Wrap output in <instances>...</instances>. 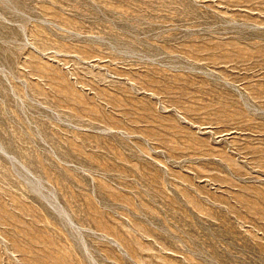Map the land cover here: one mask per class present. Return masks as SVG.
<instances>
[{"label": "rangeland", "instance_id": "obj_1", "mask_svg": "<svg viewBox=\"0 0 264 264\" xmlns=\"http://www.w3.org/2000/svg\"><path fill=\"white\" fill-rule=\"evenodd\" d=\"M0 264H264V0H0Z\"/></svg>", "mask_w": 264, "mask_h": 264}]
</instances>
